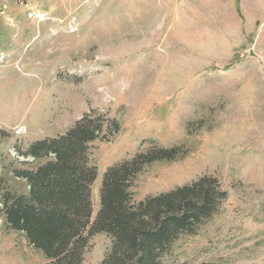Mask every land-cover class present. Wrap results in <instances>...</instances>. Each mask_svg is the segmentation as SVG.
<instances>
[{
    "label": "rangeland",
    "instance_id": "374dc122",
    "mask_svg": "<svg viewBox=\"0 0 264 264\" xmlns=\"http://www.w3.org/2000/svg\"><path fill=\"white\" fill-rule=\"evenodd\" d=\"M119 131L89 147L105 170L149 143L180 159L145 167L134 202L215 177L227 199L166 264H264V0H0V176L37 161L19 152L56 137L84 114ZM110 238L93 235L81 264H99ZM0 219V264H46Z\"/></svg>",
    "mask_w": 264,
    "mask_h": 264
},
{
    "label": "trees",
    "instance_id": "16d2710c",
    "mask_svg": "<svg viewBox=\"0 0 264 264\" xmlns=\"http://www.w3.org/2000/svg\"><path fill=\"white\" fill-rule=\"evenodd\" d=\"M120 125L103 114H84L56 137L31 142L19 154L37 161L14 169L25 180L26 194L11 190L0 176V219L7 229L24 234L46 264H81L90 238L106 234L111 245L99 264H166L163 256L177 239L191 235L215 215L227 192L210 175L134 202L130 191L147 166L184 156L180 146L149 143L146 151L109 166L99 187L92 216V184L97 169L89 147L108 140Z\"/></svg>",
    "mask_w": 264,
    "mask_h": 264
},
{
    "label": "crops",
    "instance_id": "0c3cea01",
    "mask_svg": "<svg viewBox=\"0 0 264 264\" xmlns=\"http://www.w3.org/2000/svg\"><path fill=\"white\" fill-rule=\"evenodd\" d=\"M59 134H61V133H59Z\"/></svg>",
    "mask_w": 264,
    "mask_h": 264
}]
</instances>
